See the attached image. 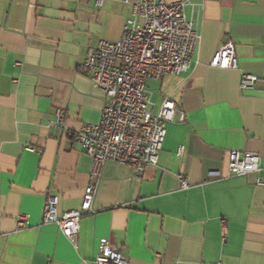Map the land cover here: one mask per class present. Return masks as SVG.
<instances>
[{
  "label": "crops",
  "instance_id": "crops-1",
  "mask_svg": "<svg viewBox=\"0 0 264 264\" xmlns=\"http://www.w3.org/2000/svg\"><path fill=\"white\" fill-rule=\"evenodd\" d=\"M137 1L0 0V264H94L102 241L128 264H264V0H191V68L146 83L153 112L168 98L184 114L157 166L135 176L105 163L75 246L42 224L47 197L58 215L79 208L91 160L72 135L104 104L79 69L88 49L120 39ZM226 40L238 70L209 66ZM241 73L258 78L252 90L239 89ZM57 109L60 129L49 125ZM231 151L258 155L261 170L227 177Z\"/></svg>",
  "mask_w": 264,
  "mask_h": 264
},
{
  "label": "built area",
  "instance_id": "built-area-1",
  "mask_svg": "<svg viewBox=\"0 0 264 264\" xmlns=\"http://www.w3.org/2000/svg\"><path fill=\"white\" fill-rule=\"evenodd\" d=\"M100 3V1H98ZM191 0L166 3L165 0H138L132 7L129 20L124 25L117 42H99L88 49L79 72L103 95L99 122L82 126L72 137L75 144L90 157L89 183L83 190L79 208L58 215L56 197H47L43 205L42 224L55 225L60 234L73 246L76 244L81 218L91 213L96 194V181L107 162L131 167L135 176L158 163L166 137V127L184 114L177 112L174 102L164 98L155 112L152 111L148 81L179 76L193 63V54L199 41L196 26L185 17ZM209 66L220 70H238L234 44L226 40L215 52ZM258 78L240 74L239 89L252 90ZM49 123L57 129L63 126L64 112L57 109ZM31 152L33 149H27ZM181 154V149L178 151ZM261 170V160L251 152L228 153L227 177L256 174ZM208 177L220 178L218 172ZM180 188L189 185L177 177ZM264 186L263 183L257 182ZM24 218L17 220V228L25 229ZM222 236L226 225L221 221ZM94 264H128L113 254L102 241Z\"/></svg>",
  "mask_w": 264,
  "mask_h": 264
}]
</instances>
